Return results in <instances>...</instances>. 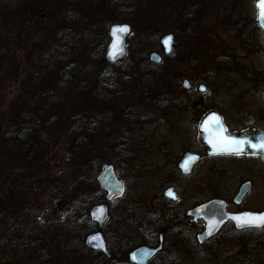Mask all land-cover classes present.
I'll return each mask as SVG.
<instances>
[{"label":"trees","instance_id":"16d2710c","mask_svg":"<svg viewBox=\"0 0 264 264\" xmlns=\"http://www.w3.org/2000/svg\"><path fill=\"white\" fill-rule=\"evenodd\" d=\"M192 2L0 0V235L10 236L0 245L5 264H69L59 250L51 257L44 234L29 228L20 216L49 179L42 172L50 170L44 136L60 139L64 162L79 178L88 167L97 171L115 155L127 156V141L112 145L107 137L118 133L124 139L135 131L145 108L170 115L184 101L185 94L174 99L177 80L183 76L175 75L170 58L152 65L146 54L129 52L127 45L125 57L109 65L104 59L105 26L129 25L128 44L138 39L151 42L174 33L170 21L185 28L191 20L190 3L191 10L203 7ZM107 127L110 133L103 131ZM90 202H102L101 195ZM73 210L66 225L83 219L93 231L88 211L82 216ZM83 251L91 254L84 247ZM95 255L99 264L118 262L115 256L107 260Z\"/></svg>","mask_w":264,"mask_h":264},{"label":"flooded vegetation","instance_id":"af4514ba","mask_svg":"<svg viewBox=\"0 0 264 264\" xmlns=\"http://www.w3.org/2000/svg\"><path fill=\"white\" fill-rule=\"evenodd\" d=\"M257 1L251 2V7L254 8L253 15H245L242 20H239V13H237L239 9L234 10L233 8L229 13L216 19L224 24H215L212 20L213 24L205 26L201 22L208 16V8L211 4H205L204 0L202 9H196L197 18L194 17L196 25L192 23L191 18L187 21L185 28L178 29L175 24L174 33H168L173 37V51L169 57L161 56V62L163 59H172L175 75L183 76L180 78L182 82H178V88L174 91V95H177L174 99L177 101L179 95L185 94L184 101H182L185 107L181 110L189 114V130H187V136L182 139L187 143V147L172 155L158 153L157 161H154L150 168L141 170L140 179L144 187H151L153 181L160 183L167 176H170L171 180L162 185L159 189L161 193L155 196L158 205L162 206L159 208L157 205L155 208L153 204V215L138 218L139 225L137 224L138 229L136 227V235L133 234L135 229H131V218H128L127 225L122 228L123 236L115 232L113 237L116 242L113 240L111 242V234L109 235L111 207L119 199L107 205L108 220L101 228V234L111 258L120 248L118 246H122L128 238L139 235L142 241V244L136 247L124 249L120 263L130 264L127 254L139 246L156 249L161 244V250L148 264H186L191 258L195 259L192 264H264V227L241 228L237 227L236 222L231 219L233 216L244 213H264V151L253 149L245 144L241 145L243 151L240 154L224 151L214 153L211 147L201 142L199 132L200 123L212 113L219 117L222 126L221 133L224 137L239 141L251 140L253 143L264 139V32L257 24L255 8ZM221 2L223 1L220 0ZM210 3H212L211 0ZM233 11L234 15H232ZM182 33L186 37H182ZM221 36L233 38L239 48V54L236 56L239 72L235 70V73L232 70L225 72L223 75L225 82L227 78H236L244 83L249 81L251 88H222L216 102L214 99L206 98L208 87L203 83H198L197 86L202 84L206 91L201 94L195 88V91L202 97L199 104L192 105L189 98L192 85L188 79L189 68H191L188 67L190 53L192 55L195 52L208 54L210 50H215L219 46L220 41L217 43L216 40L222 39ZM247 49L250 51L245 56ZM178 50H182L184 54H181L180 59H175ZM151 52L154 51H149L148 62ZM160 54H162L161 46ZM182 59L185 63H178ZM180 63H182V70L178 69ZM245 65H249V69ZM185 72H188L187 75H184ZM183 81L189 83V90L182 88ZM178 107L179 105L176 104L169 116L153 113L149 107L144 110L161 119L168 117V120H173ZM145 119L144 115L139 127L155 124ZM178 122L180 121L177 120L172 125ZM134 126L138 124L135 123ZM176 129L178 127L171 132L174 133ZM128 134L124 139L128 142V150L132 151L134 143L130 138L131 131ZM186 152L196 159H191L192 162L189 166L187 165L188 171H181L179 162ZM106 163L114 166L116 176L122 181L112 162L102 163L100 169L97 170L98 174L101 172L102 165ZM95 184L100 191L102 202H96L92 206L105 202L104 191L98 187L96 178ZM122 184L125 191L123 181ZM170 189L175 198L166 195ZM132 219L135 220V217ZM89 223L94 229L88 234L97 232V226L90 221ZM210 226L211 234H209ZM89 252L103 256L90 250ZM79 260L81 259L76 258V262Z\"/></svg>","mask_w":264,"mask_h":264},{"label":"rangeland","instance_id":"374dc122","mask_svg":"<svg viewBox=\"0 0 264 264\" xmlns=\"http://www.w3.org/2000/svg\"><path fill=\"white\" fill-rule=\"evenodd\" d=\"M178 1V0H177ZM181 2V0H179ZM193 0H191L192 2ZM195 3L202 5V2ZM205 0V4H211V7L208 8V16L203 18L202 22L205 26L213 24L212 20L215 21V24H224L218 22L216 19H219L224 14L229 13L233 8L239 9V20H242V17L249 14L253 15L254 8L251 7V2L254 0ZM193 3V2H192ZM220 3V4H219ZM242 3V4H240ZM237 4V6H236ZM236 7V8H235ZM190 11L187 12V16L193 19L194 25L196 21L194 19L197 16H193L195 9L191 10V3L189 6ZM222 10V11H221ZM192 11V12H191ZM197 13V10L195 11ZM234 15V11L232 12ZM172 27L174 28L173 23L170 21ZM110 24L105 26L108 28ZM182 37H186L182 33ZM162 37V36H160ZM160 37L152 40L150 42H145L144 40H137L136 42H127L129 45V52L133 51L136 54H146L148 55L149 51H154L157 54H160V46L158 41ZM222 39H217L220 41L219 46L215 50H210V52L205 55L203 52H195L193 55L190 53V64H188L190 76H188L189 82L192 85V90L189 93V98L191 100L190 104H199L201 102V97L196 91L195 88L198 83H203L208 87V93L206 98L214 99L217 102V99L220 97L222 88H233V89H249V81H239L236 78H227L225 82L224 73L232 70L234 73L239 72L237 62V57L239 54V48L233 38L221 36ZM109 40V39H108ZM195 43V42H194ZM108 44V43H107ZM134 45L135 51L132 50ZM199 49H201L199 47ZM250 49H247L245 56L249 54ZM182 50H178L175 59H180ZM184 54V53H183ZM258 59V58H257ZM179 62L185 63L182 59ZM178 69L182 70L181 64ZM249 69V65H245ZM235 70V71H234ZM188 72H185L184 75H187ZM186 77V76H185ZM230 79V80H229ZM176 81V79H173ZM182 82V80H177ZM224 83H227L226 85ZM175 84V83H174ZM185 105L184 102L179 103L178 110H175V117L173 120H168L167 117L161 119L159 116L150 114L149 111L144 110V115L146 116L145 120H150L154 123L151 126H134L135 131H131V140L134 143L132 151L126 150L127 157L121 158L119 155L115 157L110 154V158L114 157L113 160L108 161L114 163L116 167L117 175L122 179L125 186V191L121 199L114 202L111 209V224L109 226V235L111 234V242H116L113 233L118 232L123 236L124 231L123 227L127 225L128 218H131L130 225L131 229H135L133 234L136 235V227L138 229L139 219L153 215L154 207L159 204L155 200L161 191L160 187L171 180L170 176H167L160 183L153 181L151 187L147 188L142 185V180L140 179V172L142 169L150 168L151 164L158 159L157 154L163 152L167 155H172L174 152L179 153L180 149L187 147V143L182 139L187 136V130H189V114L187 111L181 110ZM107 116V115H106ZM169 116V114H166ZM158 118V120L156 119ZM180 121L176 125H172L175 121ZM167 122V124H166ZM166 125V126H165ZM100 125L97 124V129ZM176 127L178 129L175 132H171ZM103 130L107 133L111 132V128ZM125 132V131H123ZM129 135V134H128ZM110 136V137H109ZM107 137L108 144H117L123 145V139L121 135H109ZM95 138V137H94ZM44 142L48 147V156L46 157L47 164L50 168L49 171H42L46 173L48 177L47 185L41 190V195L35 196V200L30 205L27 206V209H23L21 212V218L28 222L29 228L34 229L37 233L44 234L45 244L50 246V255L54 257L59 250L64 257L66 262L69 264H99L95 254H87L83 251L82 240L90 231H88L87 222L75 219L71 226L66 225V221L69 220V217H72L74 212L73 208L81 212L83 216L85 211H88L89 208L93 205L90 200H97L100 191L98 188H95V178L98 172L91 167H88L84 173L79 177H75L74 170L64 162L66 159V153L63 148H60L61 141L55 140L54 138L50 139L46 136L43 137ZM153 144V145H152ZM152 145V146H150ZM150 146V147H149ZM112 147V146H109ZM109 149V148H107ZM114 150V149H113ZM153 170V169H152ZM3 193H1L2 196ZM162 205H158L160 208ZM135 217V220L132 219ZM145 222V219L143 220ZM26 223V222H25ZM139 225V224H138ZM48 234V235H47ZM12 236V235H11ZM9 239L10 236L4 234L0 235V245L3 240ZM122 238V237H119ZM118 238V239H119ZM141 238L139 235L136 237L128 238V241L124 242L115 254V258L118 259V262L109 263V264H124L120 263L122 261L121 256L124 249H131L138 246L141 243ZM5 245H8L7 242H4ZM54 246H59L58 249H54ZM125 246V247H124ZM4 247V249H6ZM183 255V254H182ZM184 256V255H183ZM18 257V256H17ZM19 258V257H18ZM76 258H80L78 262H75ZM186 258V257H185ZM196 258V257H195ZM6 257L1 253L0 248V264H5ZM195 259L191 258L187 260L186 264H192Z\"/></svg>","mask_w":264,"mask_h":264},{"label":"water","instance_id":"95a60500","mask_svg":"<svg viewBox=\"0 0 264 264\" xmlns=\"http://www.w3.org/2000/svg\"><path fill=\"white\" fill-rule=\"evenodd\" d=\"M257 2L255 4V8L257 12V24H258V27L264 32V20H261L258 18L259 10L257 8ZM122 25H127V24H113V25H110L108 28V39L109 40H108V44L105 49L104 59L109 65L116 64L126 54V41H127V37L129 36L130 30H131V27L129 25H127L129 27V32L125 34L122 38L123 39V53L117 56L115 59L109 56V52L111 50L110 45L112 42L110 30L114 26H122ZM168 36L172 37L171 34H167V35L162 36L159 40L162 54L151 52L148 56L149 62L153 64H159L161 62V56L169 57L172 54L173 37H172V40L169 42L168 46H165L163 43V39ZM182 88L184 90H189L190 89L189 83L187 81H183ZM196 90L199 93L204 94L206 91V88L202 84H200L196 87ZM211 115H214V114L211 113L209 116L204 118L203 121L200 123V126H199L200 139H201V142H203L205 145H208L209 147H211L215 151L214 153L222 152L219 148L214 147L213 144L210 143V140L212 139L213 136H223V134L221 133V128H216L214 125V122L209 123L207 131L203 130L201 127L205 123V121L209 117H211ZM190 158H191V155L187 152L182 155L181 160L179 162V169L181 171H184V168L181 167L182 164H184L187 161V165L189 166V164L192 162ZM96 183L98 187L104 191V201L105 202L102 204L94 205L89 209L87 213L88 219L91 223L97 226V232L88 234L87 236H85L84 241H83V246L92 252L102 254L106 259H110L111 256L106 249L105 241L101 234V228L103 227L104 223L108 220V206L107 205L109 203H112L114 200L120 199L123 195L124 189H123L122 181L118 179V177L116 176L114 166L108 163L102 165L101 172L96 177ZM93 237H98L99 239L94 240ZM98 243H102L103 247L102 248L97 247ZM160 250H161V244L156 249H150L145 246H139L127 254V260L130 264H148V262Z\"/></svg>","mask_w":264,"mask_h":264},{"label":"snow or ice","instance_id":"6c2138e0","mask_svg":"<svg viewBox=\"0 0 264 264\" xmlns=\"http://www.w3.org/2000/svg\"><path fill=\"white\" fill-rule=\"evenodd\" d=\"M257 8L259 10L258 18L261 20H264V0H258ZM128 32H129V27L127 25L114 26L110 30L112 42L110 45L111 50L109 52V56L112 57L113 59H115L117 56L123 53V39L122 38ZM171 40H172L171 36L165 37L163 39L164 45L168 46ZM210 122H214V125L216 128L222 129V126L220 125L219 117L215 115L209 117L205 121V123L201 126L202 129L207 131ZM210 143H212L214 147L219 148L221 151L231 152L234 154H240L243 151V147H241V145H245V144L253 149L264 151V139H262L258 143H253L251 140L239 141V140H234V139H230V138L223 137V136H213L212 139L210 140ZM190 159L194 160L196 158L191 157ZM181 167L184 168L185 171H188L187 161L184 164H182ZM166 195H169L175 198L171 189L168 191V193H166ZM231 219H233L236 222L237 227H241V228L252 227V226L264 227V213H260V214L244 213L242 215L233 216L231 217ZM209 234H211V226H210ZM93 239L98 240L99 238L93 237ZM97 247L102 248L103 244L98 243Z\"/></svg>","mask_w":264,"mask_h":264}]
</instances>
